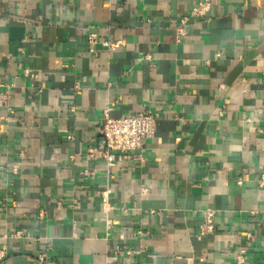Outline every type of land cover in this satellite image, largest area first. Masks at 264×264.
Listing matches in <instances>:
<instances>
[{
	"label": "crops",
	"instance_id": "1",
	"mask_svg": "<svg viewBox=\"0 0 264 264\" xmlns=\"http://www.w3.org/2000/svg\"><path fill=\"white\" fill-rule=\"evenodd\" d=\"M200 1L0 0V264H264V0H210L176 42ZM145 108L155 133L108 176L101 112Z\"/></svg>",
	"mask_w": 264,
	"mask_h": 264
},
{
	"label": "built area",
	"instance_id": "2",
	"mask_svg": "<svg viewBox=\"0 0 264 264\" xmlns=\"http://www.w3.org/2000/svg\"><path fill=\"white\" fill-rule=\"evenodd\" d=\"M210 9V0H201L199 3L195 4L188 14L179 18L176 27L174 28V38L176 42H182L185 39L187 29L190 25V20L192 18H200L207 14ZM86 44L90 53H95V45L101 44L108 50H116L122 46V41L110 42L104 41L102 43L98 42V38L95 34H90L87 36ZM149 60V56L146 57ZM26 74L28 72L25 71ZM2 87V86H1ZM5 90L0 91V108L8 109V102L10 99V91L7 86ZM157 118L150 108H145L144 110L135 113L122 115L120 117L113 118L109 116V109H104L101 112L100 118V143L99 146L95 149L88 147L86 158L89 160H102L107 164L106 174L109 176L110 172L108 171L111 167L110 156L113 153H121L124 156H129L134 151L140 150L148 138L153 136L157 126ZM20 157H22L20 155ZM11 169L17 171V165L12 164ZM86 171L82 172V175H87ZM2 172L0 170V177ZM240 184V181L237 182ZM264 186V173L261 174L259 178L258 187ZM144 193L145 190L143 189ZM101 204H102V213L104 218H107V214L110 213L113 206L109 200V191L106 189L100 194ZM217 212L215 210L206 208L202 220L199 224V233L201 235L212 234L215 230L213 223V218ZM149 215L153 214V211L148 212ZM44 213L42 210L39 211L38 216L43 217ZM107 228L110 226L109 221H106ZM148 233L137 231L135 236L146 237ZM12 239L22 238V233L20 231H15L9 236ZM6 239V236L2 237ZM251 233L245 234V240L251 241ZM37 241V239H33ZM6 256V248L4 245L0 247V258ZM45 254H40L37 256L39 263L43 262ZM233 264H245L246 263V250L239 249L232 256Z\"/></svg>",
	"mask_w": 264,
	"mask_h": 264
}]
</instances>
